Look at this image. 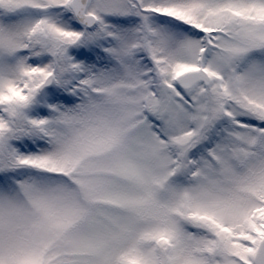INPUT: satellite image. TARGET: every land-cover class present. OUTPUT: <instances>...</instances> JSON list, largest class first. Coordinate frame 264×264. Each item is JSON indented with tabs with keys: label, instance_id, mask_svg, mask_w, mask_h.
I'll return each instance as SVG.
<instances>
[{
	"label": "snow or ice",
	"instance_id": "snow-or-ice-1",
	"mask_svg": "<svg viewBox=\"0 0 264 264\" xmlns=\"http://www.w3.org/2000/svg\"><path fill=\"white\" fill-rule=\"evenodd\" d=\"M0 264H264V0H0Z\"/></svg>",
	"mask_w": 264,
	"mask_h": 264
}]
</instances>
